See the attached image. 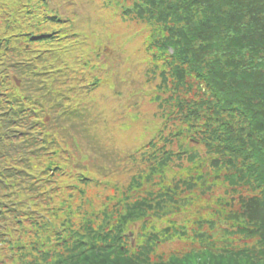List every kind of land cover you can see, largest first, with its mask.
Segmentation results:
<instances>
[{"label": "trees", "instance_id": "16d2710c", "mask_svg": "<svg viewBox=\"0 0 264 264\" xmlns=\"http://www.w3.org/2000/svg\"><path fill=\"white\" fill-rule=\"evenodd\" d=\"M0 264H264V0H0Z\"/></svg>", "mask_w": 264, "mask_h": 264}, {"label": "rangeland", "instance_id": "374dc122", "mask_svg": "<svg viewBox=\"0 0 264 264\" xmlns=\"http://www.w3.org/2000/svg\"><path fill=\"white\" fill-rule=\"evenodd\" d=\"M117 30V29H116ZM148 109H150V107H148ZM151 111V110H150ZM140 119H142V121H146L148 122L149 120H151L152 118H149V117H140ZM210 204V206H214V203L213 202H208ZM130 238L134 239V236H130ZM171 249L168 248V251H170Z\"/></svg>", "mask_w": 264, "mask_h": 264}]
</instances>
